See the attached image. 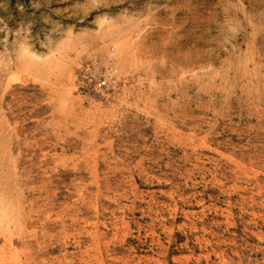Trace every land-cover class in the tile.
Returning <instances> with one entry per match:
<instances>
[{"label":"rangeland","instance_id":"1","mask_svg":"<svg viewBox=\"0 0 264 264\" xmlns=\"http://www.w3.org/2000/svg\"><path fill=\"white\" fill-rule=\"evenodd\" d=\"M0 160V264H264V0H0Z\"/></svg>","mask_w":264,"mask_h":264},{"label":"built area","instance_id":"2","mask_svg":"<svg viewBox=\"0 0 264 264\" xmlns=\"http://www.w3.org/2000/svg\"><path fill=\"white\" fill-rule=\"evenodd\" d=\"M77 78L80 88L95 94H104L112 84L108 72L100 71L92 61L81 65Z\"/></svg>","mask_w":264,"mask_h":264},{"label":"bare ground","instance_id":"3","mask_svg":"<svg viewBox=\"0 0 264 264\" xmlns=\"http://www.w3.org/2000/svg\"><path fill=\"white\" fill-rule=\"evenodd\" d=\"M0 162H1V160H0Z\"/></svg>","mask_w":264,"mask_h":264}]
</instances>
